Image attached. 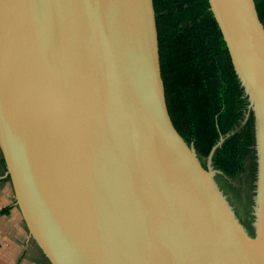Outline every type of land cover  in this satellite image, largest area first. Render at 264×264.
I'll return each mask as SVG.
<instances>
[{
  "label": "water",
  "instance_id": "obj_1",
  "mask_svg": "<svg viewBox=\"0 0 264 264\" xmlns=\"http://www.w3.org/2000/svg\"><path fill=\"white\" fill-rule=\"evenodd\" d=\"M209 3L243 88L244 114L254 115L257 223L264 219V23L255 0ZM30 46L32 69L16 66ZM45 76L56 123L46 102L34 103ZM228 134L205 166L175 126L154 0H0V144L16 202L51 264H260L236 224L254 237L258 227L241 219L215 177Z\"/></svg>",
  "mask_w": 264,
  "mask_h": 264
},
{
  "label": "trees",
  "instance_id": "obj_2",
  "mask_svg": "<svg viewBox=\"0 0 264 264\" xmlns=\"http://www.w3.org/2000/svg\"><path fill=\"white\" fill-rule=\"evenodd\" d=\"M255 1L264 23V0ZM154 2L168 108L179 132L188 142H194L206 165L221 135L229 133L244 114L243 88L209 0ZM253 142L251 121L247 129L219 147L217 166L230 175L243 170L244 151ZM217 178L248 224L247 219L254 218L252 209L244 210L223 177Z\"/></svg>",
  "mask_w": 264,
  "mask_h": 264
},
{
  "label": "crops",
  "instance_id": "obj_3",
  "mask_svg": "<svg viewBox=\"0 0 264 264\" xmlns=\"http://www.w3.org/2000/svg\"><path fill=\"white\" fill-rule=\"evenodd\" d=\"M2 163L0 158V264H48L44 256H32L37 251L35 242L16 202L12 182L7 181V165Z\"/></svg>",
  "mask_w": 264,
  "mask_h": 264
},
{
  "label": "rangeland",
  "instance_id": "obj_4",
  "mask_svg": "<svg viewBox=\"0 0 264 264\" xmlns=\"http://www.w3.org/2000/svg\"><path fill=\"white\" fill-rule=\"evenodd\" d=\"M245 110L247 111L246 107H245ZM251 121L252 122L254 121L253 112L252 113L249 112L248 117L245 114H243V116L241 117V119L239 120L237 125L234 126L232 128V130L229 132L228 136H226L225 140L230 138V137H232L236 133H239V132L244 131L245 129H247L248 124ZM252 127H253V123H252ZM0 158L4 162L2 164H4V166H5L6 165V161H5L4 152H3L1 144H0ZM243 162H244L243 170L237 172L234 175H230V174L224 172V170H222L221 168H219L217 166L216 155H215V157H214V165H213L214 169L215 170L217 169L216 172H215V177H216L217 180H218L217 177L219 175L221 177H223V179L225 181V185L229 188V190L235 196V199L240 203L241 207L244 210L248 211L253 206L252 207V211H253V214H254V188H255V180H256V174H257V167H256L257 166V156H256V149L254 148V142L249 147V150L244 151ZM207 163H208V158H207ZM205 166H207V164ZM6 168H8V167L6 166ZM7 177H8L7 181L9 183H11L12 179H11L10 174ZM11 186H12V189H13L14 188L13 182L11 183ZM222 189L225 191V189L223 187H222ZM14 190H15V188H14ZM227 196H229V195L227 194ZM247 220H248V223H249L250 219H247ZM247 225H249V224H247ZM32 239L35 242V247H36V250H37V251H35L36 253L34 252L32 254V256H35L36 258H39V259L41 258V256H44V259H45L46 255L44 254L43 250L41 249L39 244L36 242V240L33 238V236H32ZM49 262H48V264H50Z\"/></svg>",
  "mask_w": 264,
  "mask_h": 264
},
{
  "label": "bare ground",
  "instance_id": "obj_5",
  "mask_svg": "<svg viewBox=\"0 0 264 264\" xmlns=\"http://www.w3.org/2000/svg\"><path fill=\"white\" fill-rule=\"evenodd\" d=\"M26 51V49H25ZM30 53H33L32 49H31V46L30 48L28 47L27 49V52H21L17 59L20 58L19 61L16 62V66H19L20 64H25V67L26 68H31L30 65H31V61L29 59L30 57ZM34 55L36 54L33 53ZM34 69V68H33ZM35 70V69H34ZM23 77H21L20 79L18 78V82L20 84H25L22 80ZM20 86V85H19ZM53 85H51L50 83V80L47 78V76H45V78H43V80H41V85H40V94L41 95H44L42 98L39 96L37 97L38 99L34 101V103H39V102H46V108H45V111L44 113H49L50 116H51V121L54 120L55 123H56V111H55V106H54V103L53 102V96L51 93L52 90H53ZM41 91H43V93H41ZM34 92L38 95L39 92L37 90H34ZM24 100L25 102H27L28 100L24 97ZM32 107V106H31ZM33 108V107H32ZM35 111L39 112L40 108L39 106H37L36 108H33ZM252 113V112H251ZM246 118V117H245ZM53 124V122H52ZM57 124H55L56 126ZM51 128H49L50 130ZM52 130V129H51ZM52 134H53V131H52ZM55 135V134H54ZM54 139H52L53 141ZM55 142V141H54ZM255 148V147H254ZM255 154V153H254ZM257 167V166H256ZM262 201H263V204H264V194H260V203L262 204ZM253 207V206H252ZM252 209V208H251ZM252 211V210H251ZM264 211V210H263ZM264 213V212H263ZM252 214V213H251ZM253 217V216H252ZM250 218V217H249ZM253 223V224H252ZM251 224L253 227H258V233H257V237L254 235L252 236L251 234L248 233V231L246 230V228H242L240 225L238 226L236 224V229L238 230L237 233H238V237L240 238V241L246 243V246H247V250L248 252L252 255L250 256L251 258H254V259H257V261L260 263V264H264V219H260L259 222H253L251 220ZM247 235V236H246ZM246 248V247H245ZM247 254V253H246ZM248 256V254H247Z\"/></svg>",
  "mask_w": 264,
  "mask_h": 264
},
{
  "label": "flooded vegetation",
  "instance_id": "obj_6",
  "mask_svg": "<svg viewBox=\"0 0 264 264\" xmlns=\"http://www.w3.org/2000/svg\"><path fill=\"white\" fill-rule=\"evenodd\" d=\"M35 253H36V252H35ZM46 260H48V258H47V257L45 258V260H44V261H46ZM48 262H49V260H48ZM49 263H50V262H49ZM50 264H51V263H50Z\"/></svg>",
  "mask_w": 264,
  "mask_h": 264
}]
</instances>
